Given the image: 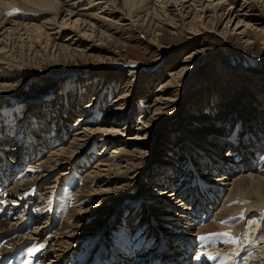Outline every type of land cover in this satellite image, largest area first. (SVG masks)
<instances>
[{"label": "bare ground", "instance_id": "1", "mask_svg": "<svg viewBox=\"0 0 264 264\" xmlns=\"http://www.w3.org/2000/svg\"><path fill=\"white\" fill-rule=\"evenodd\" d=\"M75 1L0 0V8H4L2 11L4 15L0 18L4 23V26L0 28V77H3L2 80H4L2 81L4 84L0 81V103L5 99L17 96V85L9 81L13 79L12 77L16 76V73L13 71H16L17 64L14 65L15 62H11V57L10 61L5 57L7 55L6 52L13 56L11 47L14 45L11 46L12 40H8L9 37H16L18 42H23L21 37L22 35H26L27 39L31 40L29 43L30 47L32 45L34 47L35 45L32 42L33 40L38 41L40 39L38 42L46 44L45 48L51 45L50 48L56 47L58 49L55 50L56 52H65L69 49L71 51V47H81L84 44L86 39L81 37V34H84L82 32L86 27L87 30L84 32H90L87 38L92 37L94 39L97 35H104L105 32L102 29L106 27L105 22L98 19V13L97 16L89 12H91V6L94 3L96 4L94 7H99L98 3L103 7L100 14L104 12V8H111L112 5H106V0H87L89 8H84L83 10V8L78 9L80 7L79 2L75 3ZM203 1L205 0H173V5L170 6L176 8L174 9L176 10V16L181 21H184L189 15L187 12L188 14L183 16V13L186 14L187 10H196V8L201 6V11L196 10L200 13H195L199 14L198 17H201L204 11L206 13L210 10L208 8L213 5V2H219V0H212L211 3H205L206 6H204ZM110 2H113L115 5L123 4L130 19L132 17L141 18L144 9H150L148 5L154 4L156 6L157 4L150 0H111ZM156 2L161 4L158 7H162L159 14L157 13L159 11L158 7V10L155 9L156 7H151L155 13L154 16L156 15L157 19H160V17L166 19L169 14L168 1L162 0L159 2L158 0ZM212 8L211 10L217 9L216 6ZM221 9L219 11H221L222 17L226 15L227 25L233 24L236 21L235 28L243 24L250 17L247 13H243L244 10L236 12L232 8V5L229 11H226L227 14L224 13V7ZM147 12L149 11L147 10ZM148 14L150 13L144 16L147 18ZM42 15L50 18L44 19L36 25L33 24L35 21L41 20ZM71 18H75L74 23L68 26L70 23L67 21ZM9 19H12V21ZM170 20L171 18L168 19L169 22ZM18 21L31 22V24H28L29 26L27 24L22 25ZM252 21L257 22L258 20L252 18ZM175 24L172 22V25L170 23L168 26L174 30L177 28ZM181 25L183 27V23ZM7 26L10 27L5 29ZM64 26L67 27L64 28ZM95 27L99 31V34L96 33ZM55 29L57 32H53ZM185 29L187 33L192 35L198 32H195L192 27H185ZM70 33L74 34L69 36ZM77 33H80V36ZM227 34L228 30L223 32L221 36L225 37ZM84 35L86 36L87 34ZM1 38L2 40L4 39L5 43L1 41ZM63 39L65 40L64 42ZM58 41H61L59 45ZM8 46L11 47L9 48ZM35 48L37 47L35 46ZM217 63L219 67L220 64L219 62ZM182 64H188V62L184 60ZM5 66H8V68L4 69ZM10 67L16 68L11 70ZM191 67L185 65L179 72L170 73L168 76L172 78L166 87L173 86L174 81L179 79L182 73L194 72ZM3 72L7 73L2 74ZM79 89L80 87H77L76 91L79 92ZM58 91L66 94V98H71L65 104L63 102L60 103L61 106L63 103L61 107L62 110H65L63 113L58 112L56 103L55 107L53 106L52 97L50 96L45 97L44 101L39 103L41 105L40 110L35 106L29 112L26 111L28 109L26 106H34L37 97L26 99L29 100L27 101L28 103L25 102L26 100L24 101L26 105L23 103H21L23 105H20V101L18 102L16 99H13L11 108L15 110L14 113L16 114H20L23 111L22 119L14 124L12 123L13 119L9 117L10 122L7 125L0 124V167L3 166L18 171L11 173L12 179L16 180L11 184L12 186L10 185L5 190L3 204L8 209L13 206H19L22 210H25L24 208L35 203V207H33L34 214L32 215L35 225L31 228L30 232L25 225L15 221L18 217L11 218L5 210H1L5 212V218L0 219V237H6L9 232L18 228V226L21 228L19 232L21 235L8 238L1 243L0 255L11 254L22 246H28L27 242L30 241L35 246L34 251L40 252L41 261L38 264H69V262L70 264H95L94 261H97V258H95L98 254L97 250L101 251L104 247L110 249L112 253L118 249L119 251H131L134 249L132 258L135 259L136 257L140 259V264H154L155 261L163 257L162 253L158 250V243L166 244L165 242L167 241L169 246L166 247L163 255H170L172 252L178 255L179 252V256L183 258L184 251L190 250L189 257L194 260V263L190 264H264V126L262 128H258L257 126L256 129L252 130L238 125L239 127L237 126L236 129L230 131L231 141H226L227 144L224 147L225 140L223 141L220 139L221 137H218V134L224 129L216 128L215 125L218 122L205 117L201 125L204 124L206 128H209L208 132L197 131L195 126L190 127V131H185L183 136V150L192 148L198 154L191 155L192 153L188 152L185 156L178 157L177 161H181V163L173 169L175 174L170 176L167 173L174 161L172 162V159L167 156L169 155L167 152L166 157L163 159L165 161L163 167L158 166L159 169L156 172H152L151 176L147 175V177L144 174L145 167L141 168L139 164L135 163V161L143 158L141 156L143 151H129L127 148L131 142L138 141L141 143L145 141L141 139L140 134L146 129H150L149 124L145 125L144 122H139L138 125H141V127L135 129V136L125 138V134H129L132 131L128 127L127 131V129L119 125L123 119H125V125H129L130 120H128L129 117L126 111L119 114L117 122L110 127H106L107 129L98 128L99 124L97 123L94 127H91V125L89 127L88 122H95V119L100 117L97 113L101 110L99 103L92 101V105H85L84 109L82 108L80 113H78L80 103L71 97L72 95L68 92L69 89L62 86ZM50 92H53V89L41 96L47 95ZM78 92L76 93L78 94ZM79 95L82 96L84 94L79 92ZM71 101L73 102V109L70 107ZM157 105L158 101L155 102V106ZM48 109L56 115L46 123L45 121L49 114L45 113L44 116L42 114ZM121 111L123 110L118 108L113 110L116 113ZM158 111L159 109L154 110L153 122L157 121L155 117L159 118V116L167 115L161 114ZM113 112L109 110V115ZM124 113H126L125 118L123 117ZM8 115L10 116L9 113ZM32 115L35 116L34 118H41V116L43 118L39 119L40 121L36 122V125L32 121ZM104 115L102 114L103 118L105 117ZM190 119L192 123L197 121L194 115ZM193 119L194 121H192ZM76 121L77 123H75ZM42 122L46 123V125L38 128ZM25 124L30 125V127L28 125V132L23 129ZM63 127H66L69 132L70 129L72 130V138L64 135L65 133L62 132ZM18 129H20L19 132ZM259 131H261V134L257 135L256 132L259 133ZM33 133H36L37 137L32 135ZM149 135H146V137ZM215 136L217 137L216 140L214 139ZM236 136H239V139ZM199 137L201 138L199 139ZM190 139L192 140L189 146L188 142ZM67 140H69L68 144L63 147V144ZM211 141L221 144V150L225 154L229 153L227 154L228 156L223 155V157L226 156L227 158L223 160L219 159L221 155L216 150L220 146L216 144L214 147L216 148L217 146V148L215 149L209 144ZM52 142L60 144L62 147H59V145L55 147ZM192 142H195L196 145H193L195 143L191 144ZM97 145H100V150L103 151L106 146L113 145L114 148L111 149L112 151L108 155L105 152L103 154V151L101 155L99 154L101 151L96 150ZM142 145H144V142ZM46 149L50 150V152L53 151L50 153L51 156H49L42 166L40 164L38 165L40 167H34L37 157H41ZM55 149H58V151H55ZM206 150H208L207 154L205 153L207 157L203 162L200 158ZM233 154L234 157L232 158ZM194 159H197V161ZM90 165H93V168ZM81 166L82 169L78 170V167ZM68 168L73 175L69 176L74 178L73 182L66 177L69 174ZM38 170L40 175H38ZM158 172L161 173L158 174ZM248 172H250L249 176H242V174ZM202 175L205 176L202 178ZM237 175L239 176L234 178ZM143 178H148L145 181H150L153 188L150 183L144 184L141 182ZM93 185L96 186L94 187ZM138 186H141L144 192L140 193L137 190ZM145 186L147 188L151 187V191L155 192L156 190L157 192L155 193L159 194L148 195L145 193L147 191ZM45 187L51 189L49 190V188L46 189ZM159 187L163 189L160 190ZM46 190L49 192L44 193L42 198H40L39 196ZM164 191H167V194L162 193ZM131 194L132 196H130ZM64 195L69 198L65 203ZM24 197L29 200L26 205L20 201ZM179 197L182 198L184 204L177 199ZM193 199L195 200L194 202ZM176 200L179 203L175 211L176 216L174 217L175 219L177 218L176 222H184L180 216L186 218L190 214V223H192L196 232H198L196 236H192L191 233L193 231L191 228L185 227L186 225L184 226L185 229H180V224L171 222L172 220L170 219L173 218V214H169L166 211H168V206ZM217 202H222V204L216 208L213 207ZM95 203L94 208L88 207V204L90 206ZM185 204L191 206L190 212L183 206ZM139 205L140 207H138ZM162 205L165 206L162 208L160 207ZM127 206L141 208H136L139 212V218L136 222L138 227L141 226L139 228L141 231H135L137 234L135 233L133 237L128 235L129 232H132L128 228L130 226L124 224V222H127L126 219L131 210H133L126 209ZM179 207L183 208L180 212L177 211ZM147 209H150L151 213L154 212V209H157V212L151 215ZM119 210L123 213L121 216L118 215L115 218ZM205 213L209 214L204 216ZM54 214L55 216L52 218ZM206 218L210 221L209 223L207 221V224L204 222ZM89 221L90 224L87 226L86 224ZM69 222L71 223L70 225L68 224ZM170 222L171 225L169 224ZM111 223L115 226L114 228L123 226L125 232L123 231L124 233L121 234L122 231L112 229L110 233H106V228ZM101 224L102 226L98 234L92 236L84 243L88 236L87 231H91L88 230V227L92 226V229H95ZM195 226L200 227L197 229ZM189 230L190 232H188ZM103 232L107 234L106 237L104 236L105 239H99V235ZM222 233H230L231 238L220 235ZM131 237L133 242L136 240V244L129 246L127 239H131ZM113 238L115 239L112 241ZM111 243L114 244L112 245ZM180 244H186L188 248L180 251ZM77 253H79L78 256ZM182 261H185V259Z\"/></svg>", "mask_w": 264, "mask_h": 264}, {"label": "rangeland", "instance_id": "2", "mask_svg": "<svg viewBox=\"0 0 264 264\" xmlns=\"http://www.w3.org/2000/svg\"><path fill=\"white\" fill-rule=\"evenodd\" d=\"M77 1L80 6L78 9L83 8L84 10V8H89L87 0H76L75 3H77ZM106 1V5L111 4L113 8H104V12L100 14L103 7L100 6L99 3V7H94L96 6L94 3V5L91 6V12H89L93 15H97L98 13V19L105 22L106 27H104L105 29H102V31L105 32L104 35H97L94 39L92 37L87 38L90 32H84L87 30L86 27L82 33L87 35L85 36L84 34H81V37L85 38L86 41L83 45H81V47H71V51H69V49L65 52H56L55 50L58 49L56 47L53 49L50 48L51 45L48 48H45L46 44L38 42L40 39L38 41L33 40L32 42L35 45L34 47L33 45L30 47L29 43L31 40L27 39L26 35H22L21 37L23 42H18V39L13 36L12 38H8V40H12L10 43L11 46L14 45L12 47L8 46L9 48H12L11 51L13 52V56L6 52L7 55H5V57L6 59L8 58L9 61L11 57V62H15L14 65L17 64V68L10 67L11 70L16 68V71H13L16 73V76L12 77L13 79L9 81L17 85L18 88L16 97L5 99L0 103V124L3 123L4 126L7 125L8 122H10L9 117L13 119L12 123L14 124L22 119L23 111L20 114H16L14 113L15 110H12L11 108L13 99H16L18 102L20 101L19 104L23 105L25 102L28 103L27 101L29 100L26 99L37 97L35 101L36 104L34 106H26V108L28 107L26 111L29 112L32 107L35 106H37L40 110L41 105L39 103H42L45 97L50 96L52 97L53 106L56 103L58 106L56 107L58 112L63 113L65 111L61 109L63 103L65 104L71 100L69 97L66 98V94L58 91L60 87L65 86L66 89H69L68 92L72 95L71 97H73L76 102L80 103V108L77 106L79 110L78 113H80L82 108L84 109L85 105H92V101L99 103L101 110L97 113L100 117L96 118L95 122H88L89 127L90 125L91 127H94L97 123L99 124L97 126L98 128L107 129L106 127H110L112 124L117 122L119 114L126 111L129 117L128 120H130L129 125H125V119L120 121L119 125L123 126L127 129V131L129 128V130L135 132L131 131L129 134H125V138L135 136V129L137 127H141V125H138L139 122L142 121L145 125L149 124L150 129H146L142 132V134H140L141 139L145 140L143 141L144 145H142L143 142L139 143L138 141H134L135 143H129L130 145L127 148L129 151H143L141 155L143 158L135 161V163L139 164L141 168L145 167L144 174L146 176H151L152 172H156L159 169L158 166L163 167V163L165 162L163 159L166 157L167 152L169 153L167 156L172 159V162L174 161L171 167L169 166V172L171 175L174 174L173 169L181 163V161H177L178 157L185 156L188 152L192 153L191 155H196V153L198 154V152L192 148L183 150V136L185 131H190V127L195 126L197 131L206 132L209 128H206L204 124L201 125V123L204 122L205 117H209L212 121L218 122L217 125H215L216 128L224 129L220 134H218V137H221L220 139L223 141L225 140V142L228 140L231 141L230 131L236 129L238 125L252 130L256 129L257 126L258 128H262V126H264V0H219V2H213V5L208 8L210 10L206 13L204 11L203 15L201 14V17H198L199 14H195L200 13L199 11H201V6L196 8V10L199 11L187 10L186 14H182L183 16H186L189 13L186 17L187 19L184 21H181L176 16V10H174L176 8L174 6H170L173 5V0H166V2L168 1L169 6V14L166 19H164V17L157 19V16H154L155 13L153 9H151L152 6V8L156 7L155 9H157L158 5H161L156 2L158 0H150L153 3H157L156 6H154V4L148 5L150 9H144V13L142 12V17L139 19L135 17L130 19L123 4L120 3L115 5L113 2H110L111 0ZM161 1L162 0H159V2ZM208 2L211 3L212 0L203 1L204 6H206ZM218 3L219 5L217 6ZM231 5L236 12L244 10L243 13H247V15L251 18L249 17V19L245 20V24L243 23L239 25L240 27L238 26L235 28L236 21L233 24L230 23L227 25V19H225L226 15L222 17L219 9L224 7V13L227 14ZM214 6H216L217 9L211 10ZM161 7L162 6L158 7V14L161 13ZM108 8L110 9L109 11ZM3 9V7L0 8V18L4 15V12H2ZM147 10L149 12H147ZM147 13L150 14H148V17L146 18L144 15ZM44 17L45 16L42 15L41 20H34L35 22L33 24L36 25L44 19L50 18L48 16ZM170 18L171 20L169 22L168 19ZM252 18L258 21H252ZM9 20L12 21V19ZM74 20L75 18L68 20L67 22L70 24L67 25L71 26V24L74 23ZM1 21L2 20L0 19V28L4 26L3 21ZM172 22L174 24L176 23L175 25L177 26L174 30L168 26L170 23L172 25ZM20 23L22 25L27 24V26H29L28 24H31V22L29 23L26 21H21ZM181 23H183V27ZM8 27L10 26H7L5 29H8ZM66 27L67 26H64V28ZM185 27H192L195 32L198 31V34L195 33L192 35L187 33ZM226 30H228V34L225 37L221 36ZM95 31L99 34L97 28ZM53 32H57V30L55 29ZM20 34L22 33L20 32ZM71 34L73 35L74 33H70L69 36H71ZM77 34L80 36V33ZM2 38L1 41L5 43ZM64 41L65 40L63 39V42ZM57 43L59 45L61 41H58ZM35 46L37 48H35ZM184 60L188 62V64H182ZM217 62L220 64L219 67L217 66ZM185 65H188L189 67L192 66L191 69H193L194 72L182 73L181 77L174 81L173 86L166 87L172 78L168 75H170V73L179 72L183 67H185ZM7 68L8 66L4 67V69ZM4 73L6 74L7 72H3L2 74ZM2 79L3 77H0L1 82L4 81ZM2 84L4 83L2 82ZM77 87H80L79 92L84 95H79V92L76 91ZM52 89L53 92L41 96ZM76 92H78V94ZM119 97L122 98L119 99ZM157 101L158 107L155 106V102ZM61 102H63L62 106L60 104ZM72 104L73 102L71 101L70 107L73 109ZM117 108L122 109L123 111L117 113L113 112V110ZM155 109H159L158 112L167 115L159 116V118L155 117L157 121L153 122L152 119L154 118L153 114ZM109 110L113 112L111 115H109ZM45 113L49 114L46 118V123L50 119L52 120V118L56 115L50 109L44 112L42 116H44ZM102 114H105L104 118L102 117ZM125 114L126 113H124L123 116L124 118ZM190 115H194L197 121L193 123L190 122ZM42 116L41 118H43ZM31 117L35 124L40 121L39 119H41L40 117L34 118V115ZM214 118L215 120H213ZM192 121H194V119ZM46 123L42 122L38 128L46 125ZM75 123H77V121ZM28 125L25 124L23 126V129L27 132L29 131ZM62 129L65 136L67 135L72 138L71 129L70 132L67 131L66 127H63ZM19 131L20 129H18V132ZM256 133L257 135H260L261 131ZM148 134L150 135L146 137ZM32 135L37 137L36 133H33ZM200 138L201 137H199V139ZM236 138L239 139V136H236ZM214 139L216 140L217 137L215 136ZM69 140L63 144V147L68 144ZM191 140L192 139L188 142L189 146ZM193 143L195 142H192L191 144ZM56 144L57 143L54 144L55 147L58 145L59 147L61 146L60 144ZM209 144L214 147L218 143L211 141ZM226 144L227 142L224 147H226ZM193 145H196V143ZM217 146L220 147L217 148ZM217 146L216 151H219L221 155L219 159L223 160L224 158H227L226 156L223 157L225 153L221 150V144H218ZM112 148H114L113 145L108 147L106 146L103 151L100 150V145L96 146V150H100L101 152L99 154L101 155L102 151L103 154L106 153V155H108L111 153ZM55 151H58V149H55ZM51 152L46 149L42 156L37 159L38 163L35 161L34 167H40L38 166L40 164L42 166L49 156H51ZM207 152L208 150L202 153V157L200 158L201 161L204 162L206 160ZM208 155L210 156V154ZM225 155H227V153ZM233 157L234 154L232 155V158ZM194 160L197 161V159ZM92 166L90 165V167ZM80 168L82 169V166L78 167V170ZM161 172H158V174ZM68 173H71V171L69 170ZM249 173L250 172L242 174V176H249ZM38 175H40V172ZM85 175H83V177H85ZM239 175L234 176V178ZM71 176H73L72 173ZM204 176L205 175H202L201 177L203 178ZM145 180H148V178H143L141 182L144 184L150 183L153 188L152 183ZM151 187H146L147 191L145 193L148 195H154V193L157 192L156 190L155 192L151 191ZM45 188L48 189L49 187ZM159 188L160 190L163 189L162 187ZM50 189L51 188H49V190ZM137 190H139L140 193L144 192L141 186H138ZM46 192L49 191L46 190L42 192V195L39 197L42 198L43 194ZM162 193L167 194V191ZM130 196H132V194ZM63 198L64 203L69 200V198L65 195ZM177 199L183 203L181 197ZM176 201H173V203L168 206V211H166L169 214H173V218L170 219L172 220L171 222L174 224H180V229H185L184 226L186 225L185 227H188V229L191 228L193 231V233H191L192 236H196L198 232H196V229L192 223H190V214H188L186 218L180 216L184 222H176L177 218H174L176 216L175 211L179 205L178 201ZM194 201L195 200L193 199V202ZM217 204H214L213 207H218L222 204V202H217ZM95 205L96 203L90 206L88 204V207L94 208ZM140 205L138 207H140ZM188 205L189 204H185L183 206L186 207L188 212H190L191 206ZM164 206L165 205H162L160 207L163 208ZM138 207H126V209H133L126 219L127 222H124V224L130 226L128 228L132 230L131 234H137L135 231H139V228L141 227H138L136 222L139 218V212L136 209ZM182 207H179L177 211L180 212L181 209H183ZM147 210L150 212V209ZM156 212L157 209H154V212H150V214L154 215ZM122 213L123 212L119 210L115 218H117L118 215L121 216ZM208 214L209 213H205L204 216H207ZM207 221L208 218L205 219V224H207ZM171 222L169 223L170 225ZM209 222L210 221H208V223ZM112 223L106 228V233H110L112 229L119 231L125 230L123 226L120 228L116 227L117 229L114 228L115 226ZM68 224L70 225L71 223L69 222ZM89 224L90 221L87 222L86 225L88 226ZM101 226L102 224L95 229H92V226L88 227V230L91 231H87L88 236L86 237L84 243L92 236H96L101 229ZM199 227L200 226L196 228L198 229ZM188 232H190V230ZM67 233L68 231L66 232V235ZM106 233L103 232L98 238L105 239L107 235ZM78 255L79 253H77V256Z\"/></svg>", "mask_w": 264, "mask_h": 264}, {"label": "snow or ice", "instance_id": "3", "mask_svg": "<svg viewBox=\"0 0 264 264\" xmlns=\"http://www.w3.org/2000/svg\"><path fill=\"white\" fill-rule=\"evenodd\" d=\"M220 235H223V236H226V237L231 238V234H230V233H222V234H220Z\"/></svg>", "mask_w": 264, "mask_h": 264}]
</instances>
